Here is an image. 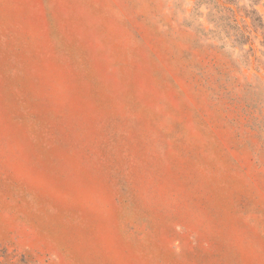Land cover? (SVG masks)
Here are the masks:
<instances>
[{"label": "rangeland", "instance_id": "obj_1", "mask_svg": "<svg viewBox=\"0 0 264 264\" xmlns=\"http://www.w3.org/2000/svg\"><path fill=\"white\" fill-rule=\"evenodd\" d=\"M185 2L0 0V264H264V147ZM220 2L263 99L264 4Z\"/></svg>", "mask_w": 264, "mask_h": 264}, {"label": "trees", "instance_id": "obj_2", "mask_svg": "<svg viewBox=\"0 0 264 264\" xmlns=\"http://www.w3.org/2000/svg\"><path fill=\"white\" fill-rule=\"evenodd\" d=\"M204 0H197V8L203 4ZM215 1L217 5L215 6L216 12H223V10L231 11L229 8L220 9V0H210ZM197 11V9H196ZM229 18L222 17L218 21L209 20V23L215 26V30H210L209 33L212 34V39H217L221 43L226 39H229L228 32L225 29H232L233 24L229 22ZM233 23H237L235 19L231 20ZM263 23V20H260ZM221 27L225 33V37H221L218 29ZM218 34V35H217ZM217 35V36H216ZM238 42L246 46L249 42V36L246 35L244 31L238 33ZM216 36V37H215ZM209 47L211 49H224L222 45L218 46L214 43L200 44V50ZM229 58H232L231 53H227ZM240 63L237 60H228L225 62L212 64H202L194 65L193 69L196 71L195 74L202 80L199 82L211 95L212 100L220 101L227 100L229 102H235L236 100H244L245 105L243 106L244 114L246 116V126L254 133L258 135V138L264 147V98L260 96V86L259 81L256 79V83L248 79V76L241 69Z\"/></svg>", "mask_w": 264, "mask_h": 264}, {"label": "clouds", "instance_id": "obj_3", "mask_svg": "<svg viewBox=\"0 0 264 264\" xmlns=\"http://www.w3.org/2000/svg\"><path fill=\"white\" fill-rule=\"evenodd\" d=\"M240 2L245 7H247L249 0H240ZM171 3H172V0H169V7L164 9V12L167 14H170ZM261 4H264V0H261ZM192 7H193L192 0H186V2L183 5L184 11L182 13L177 12V18L178 19L190 18ZM199 11H200V13H202V15L199 17L198 22L202 25H205L206 30L211 29L214 31L215 26L210 24V23H207V21H206V17L208 14L207 7H205L204 5H201ZM257 11L260 14L264 15V8L260 7L259 5H257ZM261 40H264V36L256 35L255 42H254V47L256 50L255 55L257 57H260L261 59H264V45L261 44ZM208 42L214 43V44L218 43V41H216V40H210ZM225 49L231 53L233 60H236L238 57H240L242 55L241 49L234 48L232 46L231 41H229L227 39L225 40ZM244 51H247V48H245ZM177 230H180L179 227L177 228ZM49 261H50V264H52V262H55V264H60V258L58 256H56L55 254L51 255V257L49 258Z\"/></svg>", "mask_w": 264, "mask_h": 264}]
</instances>
